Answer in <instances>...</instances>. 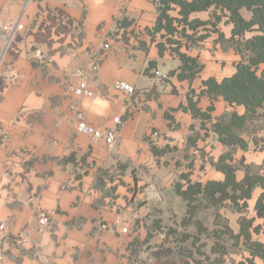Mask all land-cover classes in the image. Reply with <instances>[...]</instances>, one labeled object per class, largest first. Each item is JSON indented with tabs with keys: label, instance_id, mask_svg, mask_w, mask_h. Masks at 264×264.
Returning <instances> with one entry per match:
<instances>
[{
	"label": "crops",
	"instance_id": "crops-1",
	"mask_svg": "<svg viewBox=\"0 0 264 264\" xmlns=\"http://www.w3.org/2000/svg\"><path fill=\"white\" fill-rule=\"evenodd\" d=\"M158 2L0 0V227H4L0 244L6 255L4 264H154L132 250L137 241V236H131L133 228L140 225L139 237L145 240L153 223L162 225L171 213L182 214L179 226L185 228L186 206L174 190L182 173L191 171V179L203 183L223 180L212 163L229 148L211 133L205 136L201 121L181 107L187 105L191 91L196 99L209 78L221 81L234 74L241 56L219 39V32L208 31L209 25L205 40L189 49L180 48L196 58L203 70L192 82L179 80L171 73L178 71L180 59L162 32L153 33ZM170 15L179 17L178 9ZM211 15L212 11L198 12L190 19L209 21ZM18 21L26 31L5 51L1 29ZM57 23L65 30L58 31ZM220 24L225 39H230L233 25L224 17L216 22L217 29ZM47 29L49 40L42 36ZM159 43L165 44L162 54ZM84 81L92 97L74 93ZM118 81L131 84L136 93L116 89ZM210 105V99L202 97L198 107L207 111ZM231 110L219 98L212 119ZM237 110L244 112L243 107ZM78 112L88 125L115 130L113 144L80 132ZM117 118L121 124L115 122ZM263 126L248 137L247 150L234 151V163L244 159L264 173V148L253 141L264 138ZM189 135L198 136L196 147L189 144ZM152 145L173 150L155 156ZM259 194L256 189L243 214L230 207L221 210V214H236L227 222L234 233L239 231L241 216L256 217ZM41 214L48 217L46 226L39 224ZM231 218L226 216L227 221ZM213 220L212 215L207 224L210 229ZM262 223L256 219V224ZM254 238L264 241L262 234ZM237 252L226 255L222 264H237L249 256L244 250ZM255 263L264 264L260 259Z\"/></svg>",
	"mask_w": 264,
	"mask_h": 264
},
{
	"label": "trees",
	"instance_id": "trees-1",
	"mask_svg": "<svg viewBox=\"0 0 264 264\" xmlns=\"http://www.w3.org/2000/svg\"><path fill=\"white\" fill-rule=\"evenodd\" d=\"M175 9H178L179 17L170 15V11ZM243 10L249 13V18L243 15ZM158 11L159 17L153 33L162 32V38H166V43L172 46V51L180 59L181 65L178 71L171 73L177 75L179 80L192 82L203 70V65L196 58L182 53L180 48L183 45L187 49L197 46L208 37V33L198 36L199 30L201 28L207 30L209 25L215 26L223 17L233 25L229 40L236 41L237 51L241 56V59L235 63L234 74L221 81L209 78L204 82L205 88L196 99L194 92L191 91L187 105L181 107L184 111L190 112L194 119L201 121V129L205 136L211 133L223 146L229 148V151L212 163L215 170L223 174V180H209L205 183L193 181L190 171L182 173L179 181L176 182L174 190L186 206L182 224L186 230L195 226L196 233L191 234L187 231L182 241L191 239L196 246L207 233L208 239L213 240L211 254L219 257L214 262L222 264L224 257L232 249L244 250L249 254L237 264H256V259L264 262V241L254 238V235L264 236V173L260 168L245 164L244 159L234 163L233 158L237 148L248 149V137L254 135L260 127L255 126V123L264 120V0H159ZM207 11H212V18L209 21L190 19L194 13ZM59 18L62 22L64 18L62 13H59ZM56 25L58 31L65 30L62 23ZM49 32L50 29H47L42 34L44 39L49 40ZM220 38L223 39V35H220ZM158 46L162 54L165 44L159 43ZM149 69L146 70L147 74ZM202 97H208L211 101L207 111H202L198 107ZM219 98L232 106L233 110L213 120L211 113L215 101ZM237 107H243L244 112L239 113ZM193 129L194 127H191V130ZM197 139L198 136H188V142L193 147H196ZM253 141L255 145L261 143V148H264V138L254 137ZM172 150L170 147L159 149L152 145L155 156H162ZM239 173H242L241 178ZM256 189H260V194L254 210L256 217L262 219L263 223L256 224V217L241 216L238 220L237 233H234L228 223L222 227L221 210L230 207L237 213L243 214L249 208V201L253 198ZM200 211L212 213L213 229H210L202 219H198L197 215ZM153 229L162 230L160 221L154 222L151 230H148L145 243L150 241ZM170 232L176 231L171 229ZM154 258V264H162L158 261L160 260L158 253L154 254ZM194 262L202 264L197 259H194ZM186 264H189V261Z\"/></svg>",
	"mask_w": 264,
	"mask_h": 264
},
{
	"label": "rangeland",
	"instance_id": "rangeland-1",
	"mask_svg": "<svg viewBox=\"0 0 264 264\" xmlns=\"http://www.w3.org/2000/svg\"><path fill=\"white\" fill-rule=\"evenodd\" d=\"M244 16H247L246 12H243ZM219 26V25H218ZM220 28L217 29L216 26L211 25L208 31L213 33L219 32V39L227 44H231L233 50L237 51L236 41H230L229 39H225V29L220 24ZM203 29V34L205 33ZM221 31V32H220ZM225 32V33H224ZM220 35H223V39L220 38ZM224 44V43H223ZM227 46V45H226ZM264 121L262 122V124ZM262 124H256L255 126H261ZM212 213L210 211H200L197 215L198 219H202L206 224L211 223ZM225 217H224V216ZM226 216L232 217L227 221ZM236 217V214L233 212L227 211L222 214L220 219L221 226L225 225L227 222H230ZM182 214H168L164 219H162V230H154L152 231V237L148 243H145L143 239L139 237V231L141 229L140 225H136L133 228V233L131 236H137V243H134L132 246L133 251H137V257H140L142 260L152 259L155 262L154 254L158 253L160 256L159 263L162 264H196L194 259H197L205 264H212L215 260L219 259L218 256H214L211 254L213 240L208 239L207 233L202 236L201 242L198 245H193L192 240L182 241L183 235L188 231L185 228L179 226L181 223ZM151 223V222H150ZM151 226V225H150ZM190 232L195 233V226L190 227ZM171 229H174L176 232L171 233ZM196 234V233H195ZM145 239V238H144ZM234 253H238L240 251L238 249L231 250ZM213 260V261H212Z\"/></svg>",
	"mask_w": 264,
	"mask_h": 264
},
{
	"label": "built area",
	"instance_id": "built-area-1",
	"mask_svg": "<svg viewBox=\"0 0 264 264\" xmlns=\"http://www.w3.org/2000/svg\"><path fill=\"white\" fill-rule=\"evenodd\" d=\"M26 31V26L23 22H11L6 25H3L1 29V37L5 45V51L10 50L13 48L14 43L16 40L20 37L21 34H23ZM98 66L95 65V69H97ZM156 76L160 78H167V75L161 74L160 72L155 73ZM114 87L120 91H123L127 94L134 95L136 93V89L134 86H132L129 83L126 82H116L114 84ZM74 93L79 97H92L93 92L89 90L87 82H81L78 87L75 89ZM78 121V129L80 132L87 133L92 135L96 139H104L108 145H112L115 141V130H109V129H99L95 128L91 125H88L85 116L82 112L77 113L76 117ZM115 122L117 124H121V120L119 118L115 119ZM153 136L157 137L158 133H153ZM39 224L41 226H46L48 224V217L44 214L40 215L39 218ZM4 227L1 226L0 229H3ZM126 231V230H125ZM5 251L0 244V264H4L5 261Z\"/></svg>",
	"mask_w": 264,
	"mask_h": 264
}]
</instances>
